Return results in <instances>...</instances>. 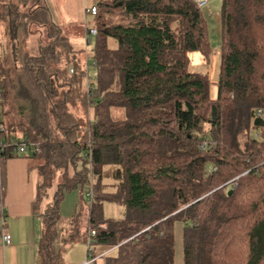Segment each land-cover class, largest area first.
Returning <instances> with one entry per match:
<instances>
[{
    "label": "trees",
    "instance_id": "1",
    "mask_svg": "<svg viewBox=\"0 0 264 264\" xmlns=\"http://www.w3.org/2000/svg\"><path fill=\"white\" fill-rule=\"evenodd\" d=\"M6 1L3 138L37 142L41 151L9 148L0 169L13 157L36 161L29 168L41 177L33 210L44 225L43 264L64 262L60 202L79 187L90 200L93 253L116 250L103 264H175L178 221L184 264H264V0L222 2L216 97L208 74L189 69L191 51H212L195 0H100L95 77L47 0ZM33 24L49 39L37 54L26 51ZM106 201L122 204L124 218H105Z\"/></svg>",
    "mask_w": 264,
    "mask_h": 264
},
{
    "label": "rangeland",
    "instance_id": "2",
    "mask_svg": "<svg viewBox=\"0 0 264 264\" xmlns=\"http://www.w3.org/2000/svg\"><path fill=\"white\" fill-rule=\"evenodd\" d=\"M18 2V0H7L6 2ZM100 0H49L50 6L53 12L54 20L60 24L64 35L69 38L72 46L76 49L83 50L84 59L89 58V71L92 77H95V68L92 64V48L94 45V36L88 33V37H91V43L87 44V26H94V16L86 14V9H90L92 5H96ZM223 0H208L207 4L202 7V11L207 20V26L209 31V40L212 47L211 54L208 58H204L199 52L191 51L189 53L190 63L189 69L191 71H200L208 74L210 79V93L212 97H216L218 93V81L220 76V44H221V8ZM87 15V16H86ZM87 19L88 23L85 22ZM0 49H3L5 44L7 45V34L4 32L2 26H0ZM34 32L28 39L26 51L32 54H37L38 46L40 42L45 44L49 39L47 38V30L45 26H36L33 24ZM110 45L113 47L115 41L110 39ZM1 61V57H0ZM7 110H11V106H6ZM16 108V107H15ZM13 108V109H15ZM17 115L16 110L13 113L8 114V119H11L13 115ZM14 117V116H13ZM15 118V117H14ZM23 157V156H22ZM24 158V157H23ZM26 159V158H25ZM34 159L27 158V164H35ZM26 166V165H24ZM31 170H37V167H33ZM39 175V173H38ZM1 179V178H0ZM39 182L41 177L39 175ZM58 182V181H57ZM54 186L51 187L48 192L51 197L55 192ZM2 186L0 180V198L2 196ZM90 204L82 189L75 188L70 192H67L60 202V214L61 219L58 222L59 239L57 242V249L61 252L63 258V264H103L105 253L115 254L116 250L103 246H97L95 249V259L87 255V234L89 229L88 212L84 211ZM1 206V199H0ZM77 209V211H76ZM76 212H80L81 216L78 219H73ZM125 208L122 204L117 202L106 201L104 203V215L107 219L121 220L124 218ZM37 223L40 222V218H36ZM41 225V224H40ZM40 229V227H39ZM183 229L184 224L181 221L176 222L175 225V264H184L183 258ZM74 234V238L70 236ZM70 238V239H69ZM65 239H69L68 243H64ZM72 239V240H71ZM107 250V251H106Z\"/></svg>",
    "mask_w": 264,
    "mask_h": 264
},
{
    "label": "crops",
    "instance_id": "3",
    "mask_svg": "<svg viewBox=\"0 0 264 264\" xmlns=\"http://www.w3.org/2000/svg\"><path fill=\"white\" fill-rule=\"evenodd\" d=\"M47 1L50 6L49 0ZM23 157L9 158L4 169L2 171L0 169L3 193L0 198V214L4 212L6 229L12 235L10 244L0 241V264H43L39 254V240L44 225L40 215L35 214L33 210L39 172L31 170L27 158ZM77 213L79 212L75 214ZM37 217L40 218L41 223H37Z\"/></svg>",
    "mask_w": 264,
    "mask_h": 264
},
{
    "label": "built area",
    "instance_id": "4",
    "mask_svg": "<svg viewBox=\"0 0 264 264\" xmlns=\"http://www.w3.org/2000/svg\"><path fill=\"white\" fill-rule=\"evenodd\" d=\"M197 5L199 7H203L204 5L207 4L208 0H195ZM98 9L96 7V5L92 6L90 9H86V14H91V15H95L97 13ZM86 15V16H87ZM86 23H88L87 19L85 20ZM87 31L90 35H95L96 34V28L91 26L88 27L87 26ZM86 42L87 44L91 42L90 37H86ZM1 57V56H0ZM0 92H1V88H0ZM1 96H0V104H1ZM258 114L259 115H263L264 114V110L259 109L258 110ZM5 132V124L3 122V113L1 112V108H0V153H2L3 151L7 150V149H12L15 152L19 153V154H25V153H37L41 151V147L40 144L34 141H28V140H4L3 138V134ZM203 147H205V144L203 145ZM86 195L88 197H92L93 196V188L90 187L89 190H86ZM105 224H101V227H105ZM96 234V230L95 229H90L88 234H87V255L88 257H91L92 260H94L96 258V256L93 253V236ZM0 241H2L4 244H10L12 241V235L10 234V232L6 229V222H5V216H4V212L2 211L0 214ZM105 255V254H104ZM103 255V256H104ZM83 264H87V262H84Z\"/></svg>",
    "mask_w": 264,
    "mask_h": 264
},
{
    "label": "water",
    "instance_id": "5",
    "mask_svg": "<svg viewBox=\"0 0 264 264\" xmlns=\"http://www.w3.org/2000/svg\"><path fill=\"white\" fill-rule=\"evenodd\" d=\"M233 190H234V189H230V190H229V194H232V193H233Z\"/></svg>",
    "mask_w": 264,
    "mask_h": 264
}]
</instances>
